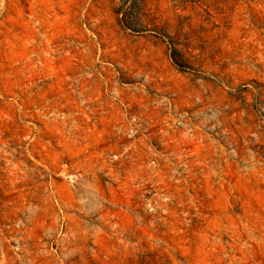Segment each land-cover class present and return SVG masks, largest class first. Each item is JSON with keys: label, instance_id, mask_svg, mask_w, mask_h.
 I'll return each instance as SVG.
<instances>
[{"label": "rangeland", "instance_id": "obj_1", "mask_svg": "<svg viewBox=\"0 0 264 264\" xmlns=\"http://www.w3.org/2000/svg\"><path fill=\"white\" fill-rule=\"evenodd\" d=\"M0 264H264V0H0Z\"/></svg>", "mask_w": 264, "mask_h": 264}]
</instances>
